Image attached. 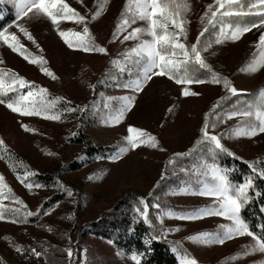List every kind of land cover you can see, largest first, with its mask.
Returning <instances> with one entry per match:
<instances>
[{"label": "rangeland", "instance_id": "rangeland-1", "mask_svg": "<svg viewBox=\"0 0 264 264\" xmlns=\"http://www.w3.org/2000/svg\"><path fill=\"white\" fill-rule=\"evenodd\" d=\"M66 2L86 16L94 42L104 47L106 54L69 48L51 22L43 16L17 21L15 14V19L3 28L15 34L33 56H42L47 61L45 66L56 79L44 75L39 65L28 63L3 42H0V60L3 61L0 68L13 70L27 81L47 89L49 94L63 98V103L56 108L62 112L59 121L38 116L22 117L0 105V139L10 153L9 159H0V175L12 190L11 194L5 190L4 197H0V206L21 209L18 217L5 212V219L0 220V264H135L131 259L133 254L126 253L109 239L87 233L84 227L116 201L125 197L130 199L131 196L145 198L158 186L165 175L168 157L188 148L199 132L204 109L222 94V85L207 82L184 85L177 84L167 76H153L137 92L122 87L139 75L134 69L127 76L121 74L104 83L101 73L109 65L116 64L122 70L132 69L125 60H118V56L124 55L137 43L124 41L123 36L133 27L143 26V22L131 25L114 39L113 31L125 0H107V3L104 0ZM188 3L190 10L185 14L189 21L188 37L184 42L190 45L202 30L200 17L207 5H214V0H188ZM101 6V15L91 21V14ZM248 10L249 6L244 11ZM17 23L27 27L35 44L18 31ZM60 29L82 32L83 25L62 21ZM261 32H264V26L252 29L236 41L225 40L219 45L213 43L209 51L203 53L208 64L217 63L224 68L223 72L238 93L264 89V66L254 73L242 71L246 62L255 58L254 53L256 57L259 56L256 45ZM184 87L198 95L183 96ZM102 95H106L104 100L100 99ZM128 97H134V100L123 120L115 124L104 123L103 120L125 104L127 101L124 98ZM66 107L76 108L77 111H63ZM227 115L224 126L219 128L223 129L221 143L244 159L263 154L264 133L253 137L232 135V130L243 127L253 117L238 115L229 119ZM22 124L31 131H25ZM129 126L155 136L158 147L140 145L114 161L112 157L118 149L127 146L124 137L128 135ZM88 146H113L114 149L102 156L87 155ZM74 161L81 163L79 168H72ZM18 162H22V165ZM26 169L35 175L25 182L38 183L42 187L28 189L17 179V175L22 177ZM38 175H49L53 179L48 184L43 183L38 180ZM196 185L184 184L182 180L181 184H170L161 190L163 199L180 205L179 208L161 207L156 211L157 222L164 227V234L181 240L190 253L188 258L196 262L264 264V253L243 256L245 246L253 243L248 236H238L223 244L188 239L200 233H222V225L231 226L230 220L216 215L197 219L177 218L192 214L197 209L218 207L214 197L181 191L183 188L197 191L201 185ZM66 190H71L72 195L68 196ZM12 196L23 201L24 206L15 203ZM26 211L34 215L27 217L25 222L23 213ZM168 211L174 215H163ZM45 212L48 214L45 215ZM12 219L18 222L12 223ZM81 230H84L83 236L79 233ZM15 246L23 251L17 252ZM68 248L74 253L71 259L65 251ZM32 249L42 254L37 257L32 254ZM237 254H241V257L232 259ZM177 257L178 264H182L185 256L177 252Z\"/></svg>", "mask_w": 264, "mask_h": 264}, {"label": "snow or ice", "instance_id": "snow-or-ice-1", "mask_svg": "<svg viewBox=\"0 0 264 264\" xmlns=\"http://www.w3.org/2000/svg\"><path fill=\"white\" fill-rule=\"evenodd\" d=\"M82 2V0H81ZM107 3V0H104ZM14 6L17 9L16 20L23 19H39L41 16L48 19L57 31L59 37L71 49L81 50L84 52H97L106 54L107 50L97 45L87 26L86 16L79 11L72 8L66 0H13ZM215 6V7H214ZM237 6L240 10H236ZM214 8V10H213ZM253 9H259L253 11ZM190 10L188 0H125L120 17L117 19L115 30L113 31V38L118 34L124 32L131 25L137 22H143V26L133 27L130 32L123 36L124 41H137V43L127 50L124 54L125 62L138 72L139 75L129 82L122 85L125 88H131L134 91H141L143 85L152 79L153 76H167L174 80L177 84L191 85V84H223L227 92L233 96L238 95V90L232 85L227 77H222L219 73L214 72L211 66L206 62L203 53L208 52L213 43L219 45L225 40L236 41L240 37L251 31L254 28H261L264 26V0H255L249 5L248 11H243L241 0H214V5H207L206 11L200 17L202 30L196 37L195 42L190 45L186 41L188 37L187 25L189 21L186 19V13ZM103 11L102 6L97 7L91 14V21H95ZM257 17V20L251 23H236L233 25L227 18L231 17ZM74 22L78 25H83V31H73L71 29L64 31L60 29L61 22ZM206 21V22H205ZM20 33L23 34L29 41L35 44L34 37L31 35L27 27L21 23L15 25ZM219 26V32H214V39H209L207 44L201 46V38L205 37L206 33L213 31ZM144 37H149L145 39ZM183 38V41L182 39ZM0 42H3L14 53L20 55L28 63L39 65L40 71L56 79L54 73L45 65L47 61L42 56H33L28 49L20 42L17 36L9 33L7 29L0 30ZM38 47V45H37ZM259 50V56L246 62L242 71L250 73L256 72L261 66H264V32L258 37L256 45ZM116 63V61H113ZM0 64L3 61L0 60ZM204 69L210 74L208 80H201L194 78L193 71ZM22 89H28L22 92ZM15 93V95H10ZM182 95L185 97L195 96L198 93L190 91L188 87H184ZM48 90L36 85L33 82L27 81L11 69L0 68V105H4L11 112L19 114L22 117L38 116L46 120L59 121L62 112L56 110L57 104L63 100L61 97H54L48 99ZM127 102L123 104L114 114L103 120L106 124H115L123 120L124 114L132 107L134 97L124 98ZM225 99L221 97L220 100ZM220 100L213 105L209 113H205L203 125L200 128V138L196 141V145H210L220 152L234 155L221 143V139L214 134H210L209 128L216 126L215 122L210 124L209 117L220 106ZM107 107V105H106ZM55 110V111H54ZM83 111V109H80ZM63 111L75 112L76 108L66 107ZM171 112L172 110L169 109ZM242 115L244 117H253L243 127H237L232 130V135L253 137L258 133H264V89H261L257 94V99L252 104L246 105L232 111L227 115V118ZM21 127L25 131H31L27 125L22 124ZM128 135L124 137L127 146H122L113 155L112 159L118 160L129 149H136L140 145H147L151 148L158 147V141L155 136L147 133L142 129L129 126L127 129ZM163 151V149H160ZM190 152L193 150H189ZM186 155L176 153L174 156ZM10 153L5 145V142L0 139V159H9ZM169 164L173 160L168 161ZM256 162H250L249 167L256 176L264 177V169L255 167ZM22 165V162H18ZM202 170L204 179L198 180L201 185L197 191H192L191 188H183L182 192H192L203 196L214 197L218 203V207H209L204 209L194 210L192 214L180 216V219H197L202 216L216 215L224 217L231 221V226H224L223 232L217 233H200L192 237H188L195 242L200 243H216L223 244L226 240L233 239L238 236L251 237L253 243L245 246L243 256L251 253H264V236H260L250 230L249 225L241 216L242 208L250 201L249 190L253 188L254 180L249 177L244 182L235 185L232 184L225 170L218 166H213L210 169L205 166ZM35 173L30 170H25L23 176L17 175V179L24 183L28 189L33 187H42L38 183L25 182L30 176ZM5 190L11 194L12 190L5 183V178L0 175V197H4ZM68 196L72 195L71 190H66ZM13 201L20 204L22 207L23 201L12 196ZM140 205H143V210L137 208V213L143 218L145 223H150L149 220V205L143 198H140ZM152 207L159 208L158 204ZM5 212H10L12 216L18 217L21 215L20 208L5 209L0 206V220L5 219ZM45 215L48 213L45 212ZM34 215L31 211L23 213L25 218ZM163 215L173 216L170 211L163 213ZM12 223H17V219H12ZM178 230V229H177ZM156 237H151L155 239ZM17 252H22L19 246H15ZM32 254L39 257L42 253L32 249ZM68 258L71 259L74 255L71 248L65 249ZM175 251V249H173ZM142 254L134 253L131 259L135 264H141ZM241 257V254L232 257L236 259ZM182 264H197L195 259H189L186 255L183 258Z\"/></svg>", "mask_w": 264, "mask_h": 264}, {"label": "trees", "instance_id": "trees-1", "mask_svg": "<svg viewBox=\"0 0 264 264\" xmlns=\"http://www.w3.org/2000/svg\"><path fill=\"white\" fill-rule=\"evenodd\" d=\"M243 5V11L248 8L252 3V0H241ZM237 10L240 7L237 6ZM15 6L12 0H0V30H2L7 24L15 19ZM233 25L236 23L253 22L257 20L255 17H231L227 18ZM214 32H217V28L209 33H206L205 37L201 38V46L207 44L209 39H214ZM125 60L124 55H119L118 60ZM211 69L219 73L222 77H226L223 72V67L219 64L211 65ZM132 68V67H131ZM132 69L122 70L119 66L109 65L101 73V79L104 83H108L121 74L127 76L132 73ZM194 78L204 79L209 78L210 74L207 70L199 69L193 71ZM222 85V94L212 100L210 104L204 109L202 115L203 125L205 113H209L214 104L220 100L221 97L225 99L220 100V106L215 110V113L210 115V124L215 122L214 128L210 127V134L217 135L220 139L223 136V129H219L225 124L226 115L234 110L244 108L248 104H252L257 99L259 91L238 93V95H231ZM106 95L100 97L104 100ZM54 97H58L55 94H49L48 99L51 100ZM62 101L57 104V108L62 105ZM200 128L197 135L194 137L188 148L183 152H175L168 157L164 170L165 175L161 177L158 186L152 190V192L145 198L142 196H131V198L125 197L116 201L112 207L104 210L101 215L94 221L84 227L87 233L99 235L106 239L111 240L115 246L124 250L129 254H142L141 264H178L177 252L182 255L190 257L188 249L182 244L181 240L169 238L164 234V227L157 222L156 211L158 208L152 207L154 204H158L159 208L174 207L179 208L180 205H176L166 199H163L160 195L162 189H165L170 184H181L182 180L184 184L198 185V180L204 179L202 170L218 166L225 170V174L228 176L229 181L232 184L238 185L249 177L254 180L253 188L249 190L250 201L241 210L242 218L247 222L250 230L254 233L264 236V177L256 176L252 169L249 167L250 162H256L255 167L258 169H264V153L254 156L251 159H244L236 155L229 147L225 146L234 155L230 156L227 153L220 152L214 149L210 145H196V141L200 138ZM114 149L113 146H88L85 153L87 155H106ZM193 150V151H189ZM176 153H182L186 155L174 156ZM172 159L173 163L169 164L168 161ZM73 169H77L80 166V162L74 161ZM53 177L49 175H38V180L43 183H50ZM196 185V186H197ZM140 198H143L149 205V220L150 223H145L143 218L137 213V208L143 210V205H140ZM156 215V216H155ZM84 230H81L80 235H84ZM82 235V236H83ZM151 237L155 239L149 240ZM175 249V251H173ZM197 264H213L207 262H197Z\"/></svg>", "mask_w": 264, "mask_h": 264}]
</instances>
